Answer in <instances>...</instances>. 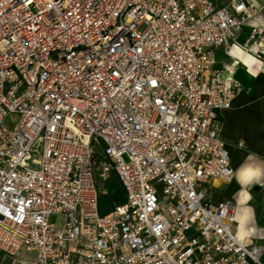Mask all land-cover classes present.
<instances>
[{
	"label": "built area",
	"instance_id": "built-area-1",
	"mask_svg": "<svg viewBox=\"0 0 264 264\" xmlns=\"http://www.w3.org/2000/svg\"><path fill=\"white\" fill-rule=\"evenodd\" d=\"M264 0H0V252L18 264H262L237 236L215 68ZM144 26V29L141 28ZM242 50L264 68V27ZM124 156L128 159H124ZM115 178L123 200L100 214ZM102 193H101V192Z\"/></svg>",
	"mask_w": 264,
	"mask_h": 264
},
{
	"label": "crops",
	"instance_id": "crops-1",
	"mask_svg": "<svg viewBox=\"0 0 264 264\" xmlns=\"http://www.w3.org/2000/svg\"><path fill=\"white\" fill-rule=\"evenodd\" d=\"M257 5L258 15L243 28L235 46L229 52L225 46L215 50V68L234 77L241 86L231 107L218 114L222 125L220 137L227 142L235 176L229 183L210 179L205 188L214 201L228 199L238 205L234 227L237 236L264 245V68L259 60L239 46L250 27H264V9H259L261 1ZM109 183L120 191L118 201H122L123 191L117 180L113 178ZM261 263L264 264V252ZM0 264H11V259L2 252ZM18 264L28 263L18 261Z\"/></svg>",
	"mask_w": 264,
	"mask_h": 264
},
{
	"label": "rangeland",
	"instance_id": "rangeland-1",
	"mask_svg": "<svg viewBox=\"0 0 264 264\" xmlns=\"http://www.w3.org/2000/svg\"><path fill=\"white\" fill-rule=\"evenodd\" d=\"M144 29V26L141 28ZM124 159L127 161L128 159L126 156H124ZM115 185L109 183L104 187V190L109 192V194H100L99 200H98V208L100 211V214H106L112 211L115 208V203L118 201V199L121 198L120 191L117 190V188H114ZM36 251H26L25 248H22L15 256V259L18 261H24L28 264L32 262V260L37 256Z\"/></svg>",
	"mask_w": 264,
	"mask_h": 264
},
{
	"label": "water",
	"instance_id": "water-1",
	"mask_svg": "<svg viewBox=\"0 0 264 264\" xmlns=\"http://www.w3.org/2000/svg\"><path fill=\"white\" fill-rule=\"evenodd\" d=\"M255 188H256L255 191H258L259 188L258 187H255Z\"/></svg>",
	"mask_w": 264,
	"mask_h": 264
},
{
	"label": "snow or ice",
	"instance_id": "snow-or-ice-1",
	"mask_svg": "<svg viewBox=\"0 0 264 264\" xmlns=\"http://www.w3.org/2000/svg\"><path fill=\"white\" fill-rule=\"evenodd\" d=\"M248 174H246V176H247Z\"/></svg>",
	"mask_w": 264,
	"mask_h": 264
}]
</instances>
